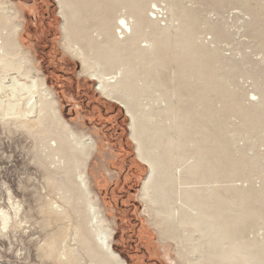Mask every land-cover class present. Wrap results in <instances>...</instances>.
<instances>
[{"label":"rangeland","instance_id":"1","mask_svg":"<svg viewBox=\"0 0 264 264\" xmlns=\"http://www.w3.org/2000/svg\"><path fill=\"white\" fill-rule=\"evenodd\" d=\"M6 1L18 15L28 74L43 77L62 119L77 135H89L95 143L86 174L106 223L115 232L112 249L126 264H185L178 252L185 251L186 243L160 235L163 225L154 224L153 209L138 199L148 168L135 157L124 109L102 97L75 53L62 47L56 2ZM93 1L109 15L115 12L113 17L128 12L123 3L137 4L144 13L150 7L160 21L152 29L167 28L168 35L158 38L164 53L155 61L158 71L153 69L154 75L147 77L146 93L138 99L141 109L156 110L161 95L172 102H179L175 94L183 95L178 111L189 114V129L200 131L202 125L211 154L229 156L220 168L227 176L210 184L221 187L222 196L233 201L225 204L230 209L225 215L243 212L237 223L241 242L264 244V199L258 200L264 195V0ZM182 33L183 39L178 38ZM187 41L210 55L203 61L196 55L187 58L197 61L198 69L184 60ZM96 68L110 73L106 78H119L122 72ZM192 69L198 74H190ZM155 80L162 85L159 92ZM178 111L173 108L168 118ZM257 114L262 123L255 128L250 121ZM23 123L24 118L0 116V264H112L101 252L94 256L86 251L75 234L79 218L63 188V163L47 158L43 141L48 119L43 125L35 120ZM246 193L250 198L239 205L238 197Z\"/></svg>","mask_w":264,"mask_h":264},{"label":"bare ground","instance_id":"2","mask_svg":"<svg viewBox=\"0 0 264 264\" xmlns=\"http://www.w3.org/2000/svg\"><path fill=\"white\" fill-rule=\"evenodd\" d=\"M54 1L61 18L63 49L75 53L96 82L95 90L102 97L124 109L135 157L148 168L138 199L153 209L154 224L163 225L162 229L159 228L160 235L186 243L185 251H179L178 258L185 264H264V254H261L264 244L242 243L238 235L237 223L241 222L244 213L227 217L225 214L230 209L224 206L226 203L232 205L233 201L222 196L221 187L210 186L227 176V173L220 172V168L221 161L228 160L229 156L226 152L211 154L206 144L209 135L202 125L200 131L189 129V114L183 116L178 111L183 105V95L172 93L179 97V102L161 95L156 110L141 109L138 99L146 93L147 77L154 75L153 69L158 71L155 61L163 53L158 38L168 35L167 28L152 29V26H160L152 8L144 13L137 4L132 7L123 3L122 7L128 12L113 17L115 12L109 15L93 0ZM152 4L157 9V3ZM17 18L11 2L0 0V116L24 118L25 123L35 120L39 125L48 119L49 130L43 138L49 151L47 158L52 161L57 158L58 163H63V188L69 193V200L79 218L75 234L80 245L94 256L101 252L112 264H126L112 249L115 232L107 225L96 195L89 187L86 163L95 143L89 135H77L62 119L57 101L43 77L28 74V60L19 42L21 25ZM109 26L112 31L108 30ZM147 29H151L148 35ZM181 37H184L183 33L178 36ZM189 42L185 45L184 60L198 69L197 61L187 58L196 55L203 61L210 55ZM94 66L122 72L119 78H106L110 73L104 69L97 71ZM148 66L152 68L146 69ZM186 75L187 79L189 75ZM139 77L144 78L141 85H138L141 82ZM196 81L200 80L197 78ZM156 85L155 92L161 91L160 82ZM201 99L204 98L201 96ZM173 108L178 112H171V118H168L167 114ZM163 117H166L164 121ZM260 117L255 115L250 121L252 127L262 123ZM210 178L213 180L208 181ZM238 198L241 205L250 196L246 193ZM261 199L264 195L259 196L258 200Z\"/></svg>","mask_w":264,"mask_h":264},{"label":"trees","instance_id":"3","mask_svg":"<svg viewBox=\"0 0 264 264\" xmlns=\"http://www.w3.org/2000/svg\"><path fill=\"white\" fill-rule=\"evenodd\" d=\"M126 262H127V260H126ZM128 263V262H127Z\"/></svg>","mask_w":264,"mask_h":264}]
</instances>
